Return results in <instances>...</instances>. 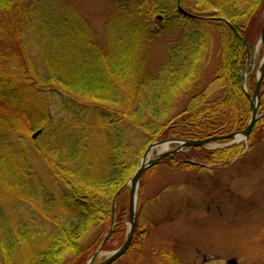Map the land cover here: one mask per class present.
Instances as JSON below:
<instances>
[{
    "label": "trees",
    "instance_id": "1",
    "mask_svg": "<svg viewBox=\"0 0 264 264\" xmlns=\"http://www.w3.org/2000/svg\"><path fill=\"white\" fill-rule=\"evenodd\" d=\"M114 2L101 43L71 4L77 21L69 24L40 0L33 7L26 0H0V203L12 197L34 208L28 213L12 208L16 216L10 226L0 222V264H83L110 227L116 193V224L103 248L122 242L126 183L150 143L224 135L250 120L252 105L241 78L248 55L244 41L252 44L264 0H180L200 18L181 14L176 0ZM155 13H161L166 30L153 26ZM216 18L229 23L217 19L223 41L213 81L223 95L209 101L205 90L198 91L178 109L181 95L199 86L208 33L199 25L187 27L182 41L168 48L156 77L146 69L148 44L184 20L211 25ZM13 39L25 48L34 43L36 57L14 48ZM254 81L251 76L249 94ZM258 110L250 144L264 130V83ZM131 129L142 134L143 144L126 141ZM244 148L243 142L187 148L161 161L173 171H203L227 164ZM40 160L44 172L33 166ZM100 224L101 235L83 249L81 242ZM137 224L125 255L145 238ZM172 256L152 248L146 263L177 264Z\"/></svg>",
    "mask_w": 264,
    "mask_h": 264
},
{
    "label": "rangeland",
    "instance_id": "2",
    "mask_svg": "<svg viewBox=\"0 0 264 264\" xmlns=\"http://www.w3.org/2000/svg\"><path fill=\"white\" fill-rule=\"evenodd\" d=\"M40 1L45 7L49 4L50 10L57 15L69 19V24L77 21V16L69 4L73 5L86 18L95 37L104 43L106 20L116 9L114 0ZM176 2L177 6L191 13L190 8L180 6V0ZM26 3L33 7L36 0H26ZM188 3L189 0H186V4ZM158 15L161 16V13H155L152 17L153 26L166 30L168 27L164 29L166 23L163 22V17L159 21ZM22 19H25V16ZM217 19L225 21L223 18L209 20L214 26L212 27L184 20L181 26L162 32L148 44L146 69L150 75L156 77L161 65L167 60L168 48L182 41L187 27L199 25L198 27L208 33V49L202 63L199 86L189 95H181L177 102L178 109L182 110L189 98L198 91L205 90L209 101L223 95L220 86L213 81L223 41L221 23ZM260 20V25L255 22L251 33L252 44L249 46L246 43L249 54L241 72L242 85L246 90L251 76L255 80L257 67L264 55V46L258 44L264 9ZM12 44L18 51L25 50L29 56L36 57L38 47L35 48L34 43L25 48L21 46L19 39H13ZM256 133L252 144L243 142L244 150L225 165H208L209 169L203 171H173L168 164L161 161L147 169L145 174L143 173L142 186L139 182L137 189V222L140 223V226H137L145 232V238L142 244L135 243L129 254H124L114 264H152L146 263V260L151 261L148 256L152 248L171 252L174 258H177V264H226L230 258H235L236 264H264V130ZM126 136V141L136 146L144 143L142 134L136 129L129 130ZM225 144L214 142L207 147L216 149ZM176 146L177 144L172 143L167 150H173ZM163 150V146L151 148L147 158ZM183 151L187 152L185 149ZM41 162L33 161V166L44 172ZM42 183L47 184L43 176ZM5 202L0 203V222L5 228L10 226L11 220L16 216V211L12 208L20 207L21 211L27 213L34 210L30 204L19 202L12 197ZM35 215L40 218L38 212H35ZM124 224L125 239L129 227L128 210L125 212ZM101 233L102 224L95 227L81 242L83 249L93 245ZM122 242L111 243L109 249H102L93 264L109 257Z\"/></svg>",
    "mask_w": 264,
    "mask_h": 264
},
{
    "label": "water",
    "instance_id": "3",
    "mask_svg": "<svg viewBox=\"0 0 264 264\" xmlns=\"http://www.w3.org/2000/svg\"><path fill=\"white\" fill-rule=\"evenodd\" d=\"M178 10L181 14L187 17H190V18L195 17L193 14L186 12L184 9L180 7ZM157 18H158L157 20L160 21L162 19V16L158 15ZM260 41L264 45V22H263L262 29H261ZM263 82H264V57L262 61L260 62V65L258 66V74L255 79V85H254L253 92L251 95L247 94V97L249 98L251 105H252V112H251L250 120L244 129L240 131L224 134V135L210 136V137H206L203 139L185 140V139H180V138H168L165 140L153 142L148 146L136 170L133 172L132 176L130 177L127 183L128 189H129L128 191V195H129L128 225L129 227L127 230L126 238L123 244L116 251H113L109 257H107L104 261L100 262L99 264L113 263L114 261H116L119 257H121L124 254V252L128 249L131 243V240H132V237L135 231L136 219H137V199H138L137 189L139 186V180L143 172L147 168L156 165L163 158L171 156L173 153L183 150V148H195V147L205 148L207 145L217 142V141H228L230 143H239L241 141H246L251 134L254 124L259 118L258 106H259V101H260V89H261V85ZM242 87H243V90L246 91L244 85ZM39 133H40V130L36 131L35 133H33L32 137L33 138L37 137ZM171 143H176L177 144L176 148H174L173 150H167L168 145ZM161 145H167L164 151L155 154L151 158L149 157L147 158L148 152L151 148L161 146ZM105 239L106 238H104V241ZM102 244L103 243H101V246H99V248L94 253V255L91 256V259L89 263L87 264H90L91 261L94 260V258L97 256V253L100 251ZM236 263L237 261L235 258H230L226 262V264H236Z\"/></svg>",
    "mask_w": 264,
    "mask_h": 264
},
{
    "label": "bare ground",
    "instance_id": "4",
    "mask_svg": "<svg viewBox=\"0 0 264 264\" xmlns=\"http://www.w3.org/2000/svg\"><path fill=\"white\" fill-rule=\"evenodd\" d=\"M244 44H245V46L247 47V44H246V42H244ZM248 48V47H247ZM264 57V56H263ZM163 146V148H166L167 147V145H162ZM130 246V245H129ZM129 248V247H128ZM128 250V249H127ZM126 250V251H127ZM126 251L124 252V254L126 253Z\"/></svg>",
    "mask_w": 264,
    "mask_h": 264
}]
</instances>
